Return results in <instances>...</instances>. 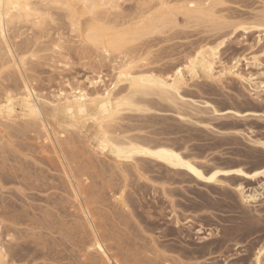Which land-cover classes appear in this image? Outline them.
<instances>
[{
  "label": "bare ground",
  "instance_id": "bare-ground-1",
  "mask_svg": "<svg viewBox=\"0 0 264 264\" xmlns=\"http://www.w3.org/2000/svg\"><path fill=\"white\" fill-rule=\"evenodd\" d=\"M66 1L67 0H0V67L1 66H3V68L6 67L5 70L8 69L7 67L14 68L13 69L14 74L13 75L11 74V75L19 80V84H16V85H18V87L14 84L17 87L16 90H12V88H10L8 86H2L1 85V87H0V121H3L2 119L5 117H9V118L11 117L10 120L12 119V117L13 118L18 117L17 115H15L17 113L14 114V112L16 110V107H15V99H16V102H18L20 104V106L22 105V107L28 112V116H29L30 120L27 117H25V118H27V120L23 117L24 120L27 121V123L29 121L28 126L32 125L33 121L35 122V124L33 123L34 125H36V123L39 125V126L37 125L39 130L37 128H35V126H34V128L36 130H38L37 131L38 134L39 133L42 134V136H41V134H39V136H41L42 139L38 138L42 141H41V143H39L40 142L39 141L38 142L39 145H37V143H36V145L39 148H41V151L44 153L48 152L49 151L48 149H50L52 154L53 153L55 154L54 158H51V159L53 161L55 159L56 163H57L56 165L60 167V170L64 176V178H62V179H65L64 180L65 184H67L69 189H71L69 191H70V195L72 196V201L75 200L77 202V208H75L76 205H74V208L77 209L78 211H76V210L74 211L73 210L74 208L72 209L73 212H75V214L74 215L71 214L70 218L72 216H73V218L70 221L67 220L68 222L64 221V220H62V221H64V223L58 222L60 220L59 219L57 221L58 217L56 218V220L53 217L54 221L56 223L58 222V223L62 224V226L59 224L61 226L60 227L61 230H62V228H64L65 222H67L69 224V227H67V228L75 229L77 232L76 234L79 236V241L86 243V245H87L84 249L85 250L84 254H82L79 259L75 258L73 260H70L67 263L68 264H77V263L78 264H155L154 257L151 258L150 255L148 256L147 254L144 257H140V258L133 257V259L128 258L129 260L128 259L126 260V257H128V255L129 256L132 255L131 253L124 255L126 252L124 254L121 253V249L123 250V248H119L117 245H116V247H118V251L120 250V252L119 253L115 252L117 249L115 250L113 248L114 245L111 246V244H107L106 242L108 240H113L117 243L119 241V239H122L121 237L130 238L132 232H130L129 230L131 229L132 224L135 223L136 220H138L137 217L140 216L143 218L145 213L148 214L149 218L153 217V214H151V210L149 208V204H148L149 202H147V199H148L147 194H148L150 187H151L150 190H152V187L154 188V190L156 188H158V185H157L158 179L163 180V182L160 183V186H159L160 190H158V191H160V193L163 194V197L165 199H167L172 204V206H175V204L177 203L175 198H174L175 194H177V193L181 194L183 191L188 190V191H192V192L193 191L197 192L199 195L206 194L205 192H202L199 187L198 188L200 190L198 188H195V187L194 188L193 187L187 188L188 186L185 187L184 185H182V182H183V184H186L184 181H188L189 183L196 182V185L201 184L210 193L213 192L214 194L215 193L224 194L223 191L229 189L228 187H231L235 191V193L237 194V200L239 198L240 202L248 204L249 206L253 205L251 203H255L258 200H260L261 196L264 195V179L259 180L258 187L255 186L254 188L252 187L251 189L248 188L249 186H246L248 182H246V185H245L244 181H256V180H258L259 177H263L264 176V167H262L260 169H254V170L249 171L246 168V165L243 164V162H245V161L242 159V156L239 157L241 155L240 154L241 150L239 147H237V144H239L238 140H241L240 136H244L246 134L250 138L249 141L254 146L262 148L263 150H261V149H259V150L264 153V139L254 138L253 136L251 137V134H249V132L246 133L243 130L244 128L243 129H241L239 127L232 128L233 126L228 127L230 129H225V130L220 129V133H222V134L227 135L228 133L230 134V132H231L232 137L229 136L231 138L226 136L228 138L221 139L218 142L217 141L213 142L212 139L209 137L208 132L207 133L205 132L206 133L205 134L206 135V137H205L206 142H204V143H199V141L196 138L195 139L198 142L192 143V141H193V139H191L192 137L190 138L189 135L186 136V134H184L185 136L183 134H181V136H180L179 134L182 132L184 133V130L186 129V128L184 129L183 127H180L182 129V132L179 130L178 127H177L178 129L176 127H174L176 129V130H174L171 128L172 126H168V125H167V127H163V126L159 127L158 126V127H156L155 131L154 130L149 131V129L148 130L146 129V127L148 128L151 125V124L149 125V122H151L150 117L153 116V113L155 115H157V114L160 115L162 113H171L172 114L174 112V113H176V115L178 116L179 119H181V120L183 119L184 121L190 120V121H193V123L195 122V124L199 123L201 126H204L206 129H210V130L212 128H215L214 125H211L210 123H207V122H203L201 119H199V118L204 117L203 120H205V118L209 116V114H208L209 111H210V114L217 115V118H218V116H220L219 118H221V117L223 118V116H228V117L234 116L237 119H240V118H247V116H250V114H252L251 118L253 117V115L261 117L258 110L250 111V110H254L255 108L254 109L249 108L250 109L249 111H246V110L240 111L241 109L240 110L234 109V107L233 108H227L225 110H223V109L221 110V108L217 107L216 104L214 105V103H211L210 100L207 101V100L203 99L205 101L201 100L202 101L201 102V101H198V99L196 100V99H193V98L187 96V94H186L188 89L191 87L189 81L198 80L201 77H203L207 80L208 79L212 80V81L219 80V82H221L222 79L223 80L225 78L227 79L228 76H232V75L237 76L243 82L245 81V82L250 83L253 80H255V77L253 76L252 73L250 74L247 72L248 74L247 73L245 74V72H244V74H243V72L242 73L239 72L240 70H242V69H239V63H240L239 59H235L229 63L225 62L226 60L222 61V58H220V55H219V53H220L219 49H220V46H222L224 44L223 40L220 41L215 46L210 45V43L207 42V38H205L204 40L201 39V40L196 41V42H194V41L191 42L192 46H191L190 50L184 49L183 51H180V53L185 52L184 54L182 53V55H184L185 60L181 64H179V63H177V61L179 60L180 57H183V56L178 57V60L175 58V61L176 60L177 61H176V63H173L171 65V67H174L173 68L174 70L171 73L168 72L166 74H160V72L159 73L155 72L154 69L151 70L150 67H149V70H146L144 68L148 64H152V65L153 64H160L163 61L164 57L161 56L162 54L160 53L161 55H159V52H158V54H156L153 50V47L160 44L161 41L171 40V38L174 39L175 33H177V32H172V33L170 32L171 34L166 35V33H167L166 31H168L172 28V27L168 28V25L171 24V25H173L174 28H175V26H180L179 25L180 22H178V16L179 15L177 16L173 10H177L178 12L177 11L176 12L178 14L181 13L182 15H184L190 19H192V18L198 19V21L195 20L197 23L199 22V18L200 19L205 18V19H203V21H205L206 19H207L206 21H208L209 17H212L213 19L215 16H216V18H221L222 21H219V23L217 22L218 23L217 26H214L216 22H214L215 19L214 20L212 19L214 23H212L213 26L211 24V26L213 27V28L211 27V30H213L214 32L213 31L204 32V34L205 33L206 34L211 33V34H207L210 37H211V35H214V36L217 35L218 36V35H220V33L221 34L223 33V34L219 37H224L226 34H229V33L227 31H226L227 33L226 32H219L218 29L220 30L222 28L225 31L226 30L225 28L229 29L230 25H232V26L234 25L235 29H238V27H240V28L242 27L243 29L247 30L249 28L243 26L244 24L241 22L237 23L236 21L232 22L234 20L230 21V19H233L232 17L230 18V16H231L230 14H229L230 16L227 17L228 19L230 18L229 20H227V18L225 17L226 15L225 16L224 15H218L219 12L221 11V9L218 12V8H217V10H215V8H216V6H218V4H221V0H206V1H202V2H196L194 0H188V1L187 0H180V1L176 0L175 3L174 2L172 3L171 0H142L141 4H142V6H146V10L142 11L139 15L137 14V16H135L134 18L121 20V22H118L117 21L118 19L116 20V17H115V19L109 18L108 15H101V16H96V17L94 16V15H96L95 14L96 12L94 11V7L106 6V7H108V9L112 10V9L118 8L120 6V2H121L120 0H81V1H83V4L86 7L90 8V10L88 12L94 16V19L96 21L100 22V24H98L96 26H90L89 28H87L85 30V32H79V36L81 37L82 43L83 44L85 43L87 48L91 47V48H95L96 50H99L102 53V58H103L102 62H104V59L108 60V58H110L112 56L114 51H117V54L114 53V54H116L115 57L112 56L114 58L113 59L110 58L111 60L109 59V61L112 63L111 68L115 71V77L113 78V81H112L113 85L110 88L106 87L104 89V91L100 90L101 87H100V89L99 88L92 89V86L93 87L97 86L100 83L102 85V82L104 81L103 75L99 71V72H96L95 77L89 78V84L92 85L91 86L92 90H90V89L88 90L86 87H84L82 85H78V86L76 85L75 88H72L69 91L64 90L62 88V89L58 90L57 93L53 94L52 95L53 97H49L48 95H46V94L42 95L39 91H37L35 86L32 85L33 82L30 81L28 78V77H30L31 74L27 75L25 73L28 69L26 70L25 68L23 69L21 67L20 62L18 61V53L16 51L19 44L16 43V45H17L16 49L13 47L15 43L13 44L14 39L12 38L13 40H11V38H10V32H16L17 33L18 30L16 31V29H17V25L19 23L30 22L33 26L38 28V32L40 34H37V35L33 36L32 38L27 37V38H30L27 42H29V44L32 43L33 46L38 45L39 41H40L39 39L41 38V36L43 34L42 30L44 29L45 19L47 18V16H49L50 9L53 7V5L65 4ZM225 1L226 0H224V2ZM131 9H133V7ZM131 9H127V10H129V12H130ZM152 9L155 10L154 14H152V12H150ZM222 9H224V8H222ZM229 9L230 8H228V10ZM225 11H227V10H225ZM150 13L152 15H146V14H150ZM257 13H258V11H257ZM257 13L255 12L254 14H257ZM256 16H257V19L255 22H253V24L250 28H256L260 33L264 32V9L262 11H260ZM56 20L57 19H55V21ZM59 20H60V18H59ZM212 20H210V21H212ZM188 23H190L189 20H188ZM47 25H49V24H47ZM205 28H207V27H205ZM214 28H215V30L217 29L218 32L215 31ZM46 29H47V26H46ZM207 29L209 31V27ZM222 29L220 31H222ZM235 29L233 28V30H235ZM231 30H229V32H231ZM45 32H46V30H45ZM234 32H236V30ZM16 33H14V34H16ZM260 33H258L259 34L258 35V41L259 42H260V40L262 41V39H264L263 37H261ZM14 34L12 36H14ZM157 34H160V35L163 34L162 38L161 37H155V36H157ZM19 36H21V33ZM144 37H146V40L144 39L145 41L138 42L139 40L143 39ZM201 37H202V35H201ZM67 38H69V37L67 36ZM175 38H177V37H175ZM66 40H65V42H66ZM11 41H13V42H11ZM68 42L69 41H67L66 43H68ZM263 42H264V40H263ZM23 43H25V42H23ZM23 43H22V45H23ZM48 44H50V43H48ZM75 44L77 45L76 42H75ZM174 45H175V43H174ZM21 47H23V46H21ZM21 47H20V49H21ZM48 47H50V46H48ZM54 47H55V49H61L62 48L59 43L58 44L55 43ZM23 48H25V47H23ZM156 48H157V46H156ZM26 49H27V47L25 48V50ZM30 49H31V47H30ZM165 49H167V48H165ZM171 50H173V49H171ZM174 50H175V47H174ZM262 50H263V48H262ZM167 52L168 51L166 50L165 53H167ZM173 52H171L172 54L170 53L171 57H169V58H171V59L174 58L172 56ZM175 53H174V55H175ZM179 55H181V54H179ZM166 56L168 58L169 53ZM166 56H165V58H166ZM175 56L177 57V54ZM24 59H25V57H24ZM100 59H101V57H100ZM36 60H38V59H36ZM53 61H55V59ZM181 61H182V59H181ZM24 63L26 64L25 61H24ZM161 64H164V62ZM91 65H93V64H91ZM31 66H29V67H31ZM32 67H31V69H32ZM57 69H58V67H57ZM37 70H38V68H37ZM36 78H37V76H36ZM35 82H37V81H35ZM260 83L262 85H264L263 81ZM103 84H104V82H103ZM101 85H99V86H101ZM12 86H13V84H12ZM108 86H110V85H108ZM15 91H17V92L15 93ZM257 95H258L257 97L259 98L260 94H257ZM257 97L255 98L256 101L258 100ZM200 104H202L203 106H201ZM49 106H51L57 114H61L64 118H66V120L64 122L60 123V125H59L61 127V129L57 128L58 125L56 126V128L53 127L51 125V123H49V119H48V121H46L43 118V108L49 107ZM171 111H173V112H171ZM24 114H26V113H24ZM204 114H205V116H206V114H208V115L206 117L202 116ZM172 116H173V114H172ZM200 116H202V117H200ZM161 117H163V119H164L166 116H161ZM211 117H212V115H211ZM213 118H214V116L212 117V119ZM77 119H81L82 121L85 122L86 125L89 123H92V125L96 127V130L94 133V138L96 140L97 147H98V149L96 147V149H97L96 151L97 152L99 151V154L109 153L110 155H112L113 161L115 164V166H114V164H113V166L118 168V173H119L118 175L119 176L117 175V173L114 172V170L105 169L104 165H103V167L100 165L98 168L96 163H94L95 165L93 163H90V164L94 165L93 169L97 173L99 172V174H100L99 176L101 177V179H102V176H104L106 174V170H108L107 172L113 171V172L109 173L110 176L107 173V175L109 176L108 177L106 175L105 178H107V179H105L103 177V184L101 185L99 190L95 188L96 187L95 183L94 184H92L90 182L87 183V181H86V180H88L87 176L84 179L81 178L82 176L86 175V173L84 171L83 172L81 171L82 169L80 167V166L83 167L84 163L80 166H77V164H81L79 162L76 164L75 163L72 164L73 161L72 162L69 161V158H68L67 153L65 151V148L70 146V144H71L70 140L72 139L71 137L66 135V130L70 131L71 129L68 130V128H73L74 132H76L75 129H76ZM208 119H209V117H208ZM18 120H20V115H19ZM24 120H22V122ZM137 120L144 122V125L142 124L143 126L142 125L140 126L139 125V124H141L140 122L138 124L139 126L138 125L135 126V125H133V123L131 124L132 121L137 123ZM4 121H6V120H4ZM159 121H161V120H159ZM14 122L15 121H13V123ZM10 123H12V122H10ZM10 123H9V125H10ZM15 123H14V125H15ZM17 123L20 124L18 121H17ZM151 123L154 124V122H151ZM156 123H159V122L157 121ZM161 123H162V121H161ZM188 123H190V122H188ZM0 124H1L0 127L2 126L5 129L4 132L6 131L8 136L13 135L15 137L20 136L19 133H22L21 135H23L24 134L23 131L25 132V129L29 128L26 126V128L24 130L21 127H19V129H16L17 127H15V129H14V128H11L10 126H8L7 124H5V122H0ZM166 124L167 123H165V126H166ZM171 125H173V124H171ZM21 126L25 127L24 124H21ZM155 126H157V125L155 124ZM235 126H237V125H235ZM138 128H139L140 132H142V133H139V132L135 133L136 129H138ZM154 128L155 127H153V129ZM157 128H159V129L157 130ZM143 129L144 130L146 129L147 131L145 130V132H144V131H142ZM196 129H199V128H196ZM30 130L31 129L29 128L28 132H30ZM84 130H85V128H84ZM189 130H191V129H189ZM31 132L33 133V131H31ZM185 132L187 133L186 130H185ZM202 132H204V131H202ZM0 133L2 134L3 131H1ZM76 133L78 134V132H76ZM177 134H178V136H176ZM198 134H196V135H198ZM80 135H81V133H80ZM2 136L4 137L5 134L3 133ZM3 137H1V138L3 139ZM81 137H83V136L81 135L80 138ZM196 137H198V136H196ZM27 138L28 137H26V139ZM13 141H15V140H13ZM18 141H20V140H18ZM84 141H85V139H84ZM9 143H10V146H13V148H15V146H14L15 144L13 145L11 142H9ZM26 144H27V142H26ZM87 144H88V142H87ZM1 145H0L1 148L4 149L3 144H1ZM25 145H24V147H26ZM218 145H220L222 148H223V146L226 147V146L231 145L232 147L230 146L229 148H231L233 150V154H236V155L235 156L229 155L228 153H230V152H228V151L225 152L226 150H224V149H223V151H219L218 150L219 148L217 149L218 151H215L216 149H214V148H216ZM22 146H20V147L23 148ZM28 146L26 147V149H28L27 151L30 152V150H31L33 153H35L36 148L33 147L35 149H31L32 148L31 146H33L31 144L29 147ZM20 147L17 149H20ZM38 147H37V150H38ZM89 147H91V146H89ZM14 150H16V149H14ZM89 150H90V148H89ZM92 151H94V150H92ZM89 152H88V154H89ZM90 153H93V152H90ZM248 153H249V150H248ZM3 155H4V153L1 155V152H0V158L4 159L5 156H3ZM247 155L248 154H246V156ZM49 157H51V156H49ZM47 158H48V156H47ZM26 159H27V157H26ZM90 159H92V158H90ZM4 160L7 161L6 159H4ZM32 161L33 160L31 159V162ZM49 162H50V160H49ZM87 164H89V163L87 162L86 164H84V166ZM5 166H6L5 162L3 160H1L0 161V176L4 180L3 179H2V181L0 180V191H3L2 189H5V186H6L5 181H7L9 178H11L13 176L15 179V177H17L18 175L22 176V178L19 177V179H22L21 183H23V185L24 184L29 185V186L31 185L30 187L28 186L26 188H24L22 185L19 186V189L17 187V189L23 193H25L27 191L26 190L27 188H29V190H30V188L32 186H34L33 188H37V189L43 188L44 186H54V184L50 185L49 183H47V181L45 182L44 181L45 177L42 178V176H40V175L35 176L36 175L35 174L34 175L35 177L34 176L32 177L31 175L28 177L27 174L29 172H27L26 169L23 167L24 165L21 167L18 166L17 168L11 167L10 169L8 168V166L7 167H5ZM37 166H39V165H37ZM85 167H87V166H85ZM85 167H83V168H85ZM87 168H85V169H87ZM111 168L113 169V167H111ZM11 169L13 171H12V173H9V171ZM39 169H40V167H39ZM90 169L93 170L92 168H90ZM96 169H99V170H96ZM87 170H89V168ZM116 175L118 177H120V179H117ZM180 175H183L184 178H181V179L179 178L180 180H178V182H177V180H176V179H178L177 176H180ZM99 176H97V177H99ZM135 179H136V181H138L137 183L134 182ZM132 180H133V182H131ZM133 183H135V184H133ZM177 184H179V186H175ZM130 185L132 188L130 187ZM58 186L56 185L54 187H58ZM103 190H105V191L108 190L111 198L115 199L118 204L120 203V205L123 206V210H121V211H124V212H121V211L119 212V210L116 211L115 208L110 209V208L105 207L104 201L106 199L103 196L104 195ZM154 190H152V191H154ZM131 194H133L134 196H135V194H137L138 196H137V198H134V196L132 197ZM18 199H19V197H18ZM69 200H67V201H69ZM134 203L137 204L136 205L137 208L135 210L132 209L131 205H130V204H134ZM55 204L56 203H54V205ZM92 204H95V206H91ZM96 204H99V205L101 204L104 207L101 208L100 206H97ZM12 205L8 201L6 202L5 199L0 198V264H16V262L14 261L15 259H13V257H12L14 255H13L12 250L10 248L11 246L7 247L4 244L5 238H3L4 240H2V237H4V236L6 237V239L7 238L8 239L9 238L10 239L15 238L13 232L11 231L12 230L11 227L13 225V229L15 231L16 226L14 227V224H17L18 222H16L14 218H15V216L19 217L20 214L19 215H13V214L10 215V213L15 210V207ZM113 207H115V206H112L111 208H113ZM146 209H148V210H146ZM162 209H160L161 213H163ZM15 212H17V211H15ZM70 213L71 212H69L68 214L70 215ZM178 213H179L178 210H177V212L175 209L172 210L171 214L173 217V224L174 225L171 228L168 227L169 231L167 230V232L163 235V238H164V236L165 237L167 236V239H168L169 238L168 236L170 234H173L174 232H180L179 228H181L180 225H182L181 222L183 223V221L181 220V217ZM14 214H17V213H14ZM25 214H27V212ZM100 214L105 215L104 217L109 216L111 218V223H108L107 227H105L106 225L103 226V224H101V222H99L98 218L103 217ZM25 216H27V215H25ZM145 218H147V217L145 216ZM154 218L155 217H153V219ZM21 219H23V218H21ZM26 220H28V219H26ZM35 220H34L33 216H31L29 218V221H31L30 224L31 225L33 224V227H36V228L38 226L39 228L45 227V229H47V228L50 229L52 226V222L55 223L54 221H51V219H50V221L47 220L46 214H45V219L43 221H37V219H35ZM8 222L10 224H8ZM138 222L135 224L138 225ZM25 224H26V222H25ZM120 226H122V227H120ZM135 226H134V228H135ZM146 227L149 228L150 226L147 225ZM175 227H178V228H175ZM3 228H5L6 230L4 231ZM140 229L142 231L146 230V228H144V227L143 228L140 227ZM176 229H177V231H176ZM42 230H44V229L42 228ZM57 230L59 231V229H57ZM198 231L201 232V229H198ZM139 233H141V232H139ZM3 234H4V236H3ZM33 234H34V232H33ZM182 234H184V233L182 232ZM10 241H12V240H10ZM113 241H112V244H113ZM152 241L155 242L154 239H152ZM118 244H119V242H118ZM163 245L166 248L165 250H167V251L168 250L170 251V249H172V247H173L170 245V243H168V244L165 243ZM147 247H149V244H147ZM154 247H155V245L153 246V249H154ZM112 248L115 251H113ZM262 249L263 248H260L257 251V255L255 257L256 264L262 263V261H261L262 260L261 259ZM139 251L141 252V250H139ZM151 251H150V253H151ZM93 252H94V254H93ZM147 252H148V250H147ZM120 253H121V256H120ZM163 254H164V252H163ZM179 254H180V252H179ZM15 256H16V254H15ZM123 257L125 259H123ZM160 257L161 256H159V258ZM171 257L173 258V256H171ZM22 258H24V257H22ZM156 258H157V256H156ZM160 261H162V260L160 259ZM30 262L32 263V259ZM30 262L26 263V261H25V262L18 263V264H30ZM58 262H60L59 259H58ZM67 263L65 262L62 264H67ZM157 263H158V261H157ZM184 264H185V262H184Z\"/></svg>",
  "mask_w": 264,
  "mask_h": 264
},
{
  "label": "rangeland",
  "instance_id": "rangeland-1",
  "mask_svg": "<svg viewBox=\"0 0 264 264\" xmlns=\"http://www.w3.org/2000/svg\"><path fill=\"white\" fill-rule=\"evenodd\" d=\"M120 1H121L120 6L118 8L112 9V10L108 9V7H106V6L94 7V11L96 12L95 13L96 15H94V16L96 17V16H101V15H108L109 18L115 19V17H116V20L118 19L117 21L121 22V20L134 18L135 16H137V14L139 15L142 11L146 10V6H142V4H141L142 0H123V1L120 0ZM171 1H172V3L176 2V0L175 1L171 0ZM194 1L202 2V1H206V0H194ZM132 7H133V9H131ZM217 8H218V12L221 9V11L219 12L218 15H224V16L226 15L225 16L226 18L231 15L230 18L232 17L233 19L229 18L230 21L234 20L232 22H235V21L237 23L241 22L244 24L243 26L248 27L249 29L245 30L242 27L241 28L238 27V29H235L234 25L233 26L230 25L229 29L225 28L226 29L225 31L222 28H221L222 31H220L221 29L220 30L218 29L219 32H226L227 31L229 33V34H226L227 36L225 35L224 37H219L223 34V33L222 34L220 33V35H218V36L217 35H215V36L211 35V37H210L207 34H211V33H207V34L205 33L204 34V32L213 31V30H211V27L213 26L212 23L216 22L214 26H217L219 21H222L221 18H216V16H215L214 17L215 20L212 17H209L208 21H206L207 19L205 21H203V19H205V18L202 17L203 19L199 18V22L197 23L195 20L198 21V19H194V18L190 19V18L182 15L181 13L178 14L177 10H173L177 16L179 15L178 16V22H180L182 25L179 23L180 26H175V28L171 24L168 25V28L169 27H172V28L170 30L166 31L167 32L166 35L167 34L169 35L172 32H177V33H175L174 39L171 38L172 41L171 40L161 41L160 44L156 45L157 48H156V46L153 47V50L156 54H158V52H159V55L162 54L161 56L164 57L163 61L161 62V63L164 62V64H161V63L160 64H153V65L148 64L144 68L146 70H149V67H150L151 70L154 69L155 72H158V73L160 72V74H166L168 72L171 73L174 70L173 69L174 67H171V65L173 63H176V61L178 60V57L183 56V57L179 58L180 61L179 60L177 61V63H179V64H181L185 60L184 55H182V53L184 54L185 52L180 53V51H183L184 49L190 50V48L192 46L191 42H193V41L196 42V41H199L201 39L204 40L205 38H207V42L210 43V45L215 46L220 41L223 40L224 44L222 46H220V49H219V52H220L219 55H220V58H222V61L226 60L225 62L229 63L235 59H239L240 60L239 69L243 70V71L240 70L239 72H241V73L243 72V74H244V72H245V74L247 72L250 74L252 73L253 76L255 77V80H253L250 83L245 82V81L243 82L237 76L232 75V76H228L227 79L226 78L224 80L222 79V81L219 82V80L212 81L209 79H208L209 80L208 81L207 79L201 77L198 79L199 81L198 80L189 81L191 87L188 89L186 94H187V96H189L193 99H196V100L198 99V101L210 100L211 103H214V105L216 104V106L221 108V110L222 109L225 110L227 108H233L234 107V109H239V110L241 109L240 111H245V110L249 111L250 109L255 108L254 110H250V111L258 110L261 117L253 115V117L251 118L252 114H250V116H247V118H240V119H237L234 116H232V117L231 116H229V117L223 116V118L222 117L219 118L220 116H218V118H217V115L210 114V111H209L208 117L210 120L208 119V117H206L208 114H206V116H205V114L202 115V116L206 117L205 120H203L204 117H202V116H200L202 118H199V117L198 118L201 119L203 122H207V123H210L211 125H214L215 128H212L210 130V129H206L204 126H201L199 123L195 124V122L193 123V121H190V120L184 121L182 119L183 120L182 121L181 119L178 118L176 113H174L173 111H171V112H173L172 113L173 116L171 113H162L160 115L159 114L155 115L153 113V116H151L150 118H151V122H154V124L149 122V125L150 124L151 125L149 126L150 128L146 127L147 130L149 129V131H153V130L155 131L156 127H158V126L159 127H161V126L167 127V125H168V126H172L171 128L174 130H176L174 127H176V128L178 127L179 130L182 132V129L180 127H183L184 129L186 128L185 130L187 131V133L183 129L184 133L183 132L180 133L179 134L180 136H181V134H183V135L186 134V136L189 135L190 138L192 137L191 138V139H193L192 143L198 142V141H199V143H204V142H206V139H205L206 135L205 134L207 132H208V135L212 139L213 142H216V141L218 142L221 139L228 138L229 136L232 137L231 132H230V134L228 133L227 135L222 134V133H220V129L221 130L230 129L228 127L233 126L232 128H235V127H239L241 129L244 128L243 130L246 133L249 132V134H251V137L253 136L254 138L264 139V87H263L264 85H262L260 83L262 81L264 82V46H263L264 45L263 44L264 39H262V41L260 40V42H259L258 41V35H259L258 33H260V32L256 28H250L252 26L253 22H255L257 19L256 15L264 9V0H226L225 2H224V0H221V4H218V6H216L215 10H217ZM222 8H224V9H222ZM228 8H230V9L228 10ZM127 9H131L130 12ZM89 10H90V8L86 7L83 4V1H81V0H67L65 4L53 5V7L49 11V16H47V18L49 20L47 18L45 19L44 29L42 30L43 34H42L41 38L39 39L40 40L39 44L35 45V46H33L32 43H30L31 44L30 45L29 42H27L30 39L27 37L32 38L33 36L40 34V33L38 32V28L33 26L30 22H26V23L21 22L17 25V29H16V31L18 30L17 33L16 32H10L11 40L14 39L13 40L14 42L13 41H11V42H13V44L15 43L13 47L16 49V47H17L16 43L19 44L16 51L18 53V61L20 62L21 67L23 69L25 68L26 70L28 69L27 71L25 70L26 71L25 73L27 75L31 74L30 77H28L29 80L33 82L32 85H34L35 88L37 89V91H39L42 95L46 94L49 97H53L52 95L57 93L58 90L63 88L64 90L69 91L72 88H75L76 85L77 86L82 85V86L86 87L88 90L89 89L92 90V89H96V88L100 89V87H101V89H100L101 91H104V89L106 87L110 88L113 85L112 81H113V78L115 77V71L111 68L112 63L109 61V59L110 58L113 59L115 57V55L117 54V51H114V53H116V54H114V53L112 54V56H114V57L111 56L110 58H108V60L104 59V62H102L103 61L102 53L99 50H96L95 48H91V47L87 48L86 44L82 43L81 37L79 36V32H85V30L87 28H89L90 26H96V25L100 24V22L96 21L94 19V16L88 12ZM225 10H227L228 12ZM257 11H258V13H257ZM150 12H152V14H154L155 10L152 9ZM255 12L257 14H254ZM152 14L150 13V14H146V15H152ZM54 18L57 20L55 21ZM59 18L61 21L59 20ZM212 19L214 20V22ZM229 19L227 18V20H229ZM188 20L190 23H188ZM210 20H212V21H210ZM47 24H49V25H47ZM211 24H212V26H211ZM46 26H47V29H46ZM205 27H207V28L209 27V31ZM233 28L236 30V32H234L235 30H233ZM45 30H46V32H45ZM214 30H215V28H214ZM229 30H231V32H229ZM215 31H217V29ZM14 33H16L17 35ZM20 33H21V36H19ZM263 33L264 32H261L260 35H261V37L264 38ZM13 34H14V36H12ZM66 35L69 38H67ZM201 35H202V37H201ZM162 36H163V34L162 35L157 34V36H155V37H161L162 38ZM175 37H177V38H175ZM23 38L24 39L26 38V39L24 40ZM144 39L146 40V37L139 40L138 42L145 41ZM65 40H66V42L67 41H69V42L66 43ZM23 42H25V43H23ZM75 42L77 43V45L75 44ZM22 43H23V45H22ZM48 43H50V44H48ZM55 43L56 44L59 43L62 48L61 49H55V47H54ZM174 43H175V45H174ZM21 46H23L25 48L27 47V49L25 50V48H23ZM48 46H50L51 48ZM20 47H21V49H20ZM30 47H31V49H30ZM174 47H175V50L177 52L174 50ZM165 48H167V49H165ZM170 48L173 50H171ZM262 48H263V50H262ZM166 50L168 51L167 53H165ZM171 52H173L172 56L174 57L172 59L169 58V57H171V54H172ZM168 53H169V56L167 58L166 55H168ZM174 53H175V55L177 54V57L174 55ZM179 54H181V55H179ZM23 56L25 57V59ZM165 56H166V58H165ZM100 57L102 60L100 59ZM175 58L177 59L176 61H175ZM22 59L26 62V64L24 63V61ZM36 59H38V60H36ZM54 59H55V61H53ZM181 59H182V61H181ZM91 64H93V65H91ZM29 66H31L33 70ZM57 67H58V69H57ZM5 68L6 67L3 68V66L0 67V81H1L0 87H1V85L2 86H8V87L12 88V90H16L18 87V85H16V84H19V80L17 78H15L14 76H12L14 74L13 73L14 68L7 67L8 69L10 68L9 70L8 69L5 70ZM37 68H38V70H37ZM99 71L103 75L104 84L102 82V85H101V83L99 84L101 86L97 85V86L93 87L92 85L89 84V78L95 77L96 72H99ZM36 76H37V78H36ZM35 81H37L38 83ZM12 84H13V86H12ZM108 85H110V86H108ZM91 86H92V89H91ZM16 92L17 91H15V93ZM257 94H260L259 98L257 97L258 96ZM256 97L258 99L257 101L255 99ZM203 99H205V100H203ZM200 105L203 106L202 104H200ZM15 107H16V110H15L14 114L17 113L15 115H17L18 117H16V118L12 117L11 120H10L11 117L10 118L5 117L6 119L3 118L2 119L3 121H0V122H5V124H7L8 126H10L11 128H14V129H15V127H17L16 129H19V127H21L24 130L27 126L31 130H30V132H28L29 128H27V129H25V132L23 131V133L26 135L25 136L23 134L25 137L23 135H21L22 133H19L20 136L15 137L13 135L8 136L6 131L4 132L5 129L1 126L0 132L3 131L5 136L3 137L2 136L3 133L2 134L0 133V138L3 137V139L2 138L0 139V141H1L0 145L3 144V146H4V149L1 148L2 145L0 146V148H1L0 152H1V155L4 153V155H3V156H5L4 159H6L7 161H5L2 158H0V161L3 160L5 162V165H6L5 167L8 166L9 169L11 167L17 168L18 166L21 167L24 165L23 167L26 169L27 172H29L27 174L28 177L30 175L33 177L35 174H36L35 176L40 175V176H42V178L45 177L44 181L45 182L47 181V183H49L50 185L54 184V186H56V185L57 186L59 185V186L58 187L44 186L43 188H38V189L33 188L34 186H32L30 188V190H29V188H27L26 189L27 191L25 190L26 192L23 193V192H20L18 190L19 186L22 185L24 188H26L29 185H25V184L23 185V183H21L22 179H19V177L22 178L21 175H18L17 177H15L16 180L14 179V176H13V177L9 178L7 181H5L6 183L5 182L4 183L6 186H5V189H2L3 191H0V198L5 199L6 202L8 201L11 205L13 204L12 206L15 207V210L12 211L10 213V215H12V214L13 215H19L20 214V216L19 217L15 216V218H14L15 221L18 222L17 224H14V227L16 226L15 231L13 229V225L11 227L12 228L11 231L13 232L15 238H13V239L9 238L10 240H12V241H10L8 238L6 239V237L3 234L4 237H2V240H4L3 238H5L4 244L7 247L11 246L10 248H11L12 253L14 255L12 257H13V259H15L14 261L16 262V264L22 263L25 261H26V263H29L31 261V259H32V263L30 262V264H35V263L36 264L37 263L38 264H42V263L43 264L44 263L45 264H47V263L48 264H58V263L60 264L61 263L62 264L65 262L67 263L70 260H73L75 258L79 259L80 256L82 254H84V251H85L84 249L87 245H86V243L79 241V236L76 234L77 232L75 229L67 228V227H69V224L67 222L72 220V218H73V216L70 218L71 214L72 215L75 214V212H73V210L78 211L77 209H75V208H77V202L75 200L72 201V196L70 195V191H69L71 189H69L68 185L65 184V181H64L65 179H62V178H64V176L60 170V167L56 165L57 164L56 160L54 159V161H53L51 159V158H54L55 154L54 153L52 154L50 149H48L50 152L48 151V152L44 153L41 151V148H39L37 146V145H39L38 142L40 141L39 143H41V141H42V140H40V139H42V137H41L42 134L39 133V134H41V136H39V134L37 133V131L39 130L38 129L39 125L37 123H36V125H34L35 122L33 121L34 124L32 123V125L28 126L29 121L27 123V121L24 120L25 117L29 118L28 112L22 107V105L20 106V104L18 102H16V99H15ZM24 113H26V114H24ZM19 115H20V120H18ZM211 115H212V117L214 116L213 119H212ZM161 116H166L168 119L165 117L164 118L165 120H164L163 117H161ZM27 118H25V119L27 120ZM43 118L46 121H48V119H49V123H51V125L53 127L56 128V126L58 125L57 128H60V129H61V127L59 126L60 123H62L66 120V118H64L61 114H57L51 106L43 108ZM4 120H6V121H4ZM22 120H24V121L22 122ZM29 120H30V118H29ZM159 120H161L162 123ZM9 121L12 123H10ZM13 121H15L16 123L18 121L20 124H18V123L16 124L14 122L15 123V125H14ZM155 121L156 122L158 121L159 123H156ZM139 122L141 124H139ZM188 122H190V123H188ZM9 123H10V125H9ZM132 123L135 126H137L138 124L140 126L142 124L144 125V122H142L140 120H137V123L132 121L131 124ZM165 123H167L166 126H165ZM21 124H24L25 127H22L23 125L21 126ZM155 124L157 126H155ZM171 124H173V125H171ZM235 125H237V126H235ZM34 126L38 130H36L34 128ZM153 127H155V128L153 129ZM84 128H85V130H84ZM196 128H199V129H196ZM69 129H71V130L70 131L66 130V135L72 138L70 140L71 144L69 146L70 148L69 147L65 148V151L67 153L69 161L70 162L73 161L72 164H74V163L76 164L78 162L81 163V164H77V166H80L83 163L86 164L88 162L89 164H87L85 166H87L89 168V170H87L88 168L85 167L84 164H83V167H85L87 169L80 166L82 169L81 171L82 172L84 171L86 173V175L82 176L81 178L84 179L87 176L88 177V180H86L87 183H89V182L92 184L95 183L96 184L95 188L99 190V188L103 184V177L105 178L107 173L109 175V173L113 172V171L107 172L109 169L114 170V172L117 173V175L119 174L118 168L114 167L115 164L113 161V156L110 155L109 153L99 154V151L98 152L96 151L98 149L96 140L94 138V133H95L96 127L93 126L92 123H89L86 125L84 121H82L81 119H77L75 130H76V132H78V134L76 132H74L73 128H68V130ZM158 129L159 128H157V130ZM189 129H191V130H189ZM145 130L143 129L142 131L145 132ZM31 131H33V133ZM202 131H204V132H202ZM137 132L142 133V132H140L139 128L136 129L135 133H137ZM80 133L84 138L83 137L80 138V136H81ZM196 134H198V135H196ZM176 136H178V134ZM196 136H198V137H196ZM226 136H228V137H226ZM26 137H28V138L26 139ZM231 137H229V138H231ZM38 138H40V139H38ZM84 139H85V141H84ZM240 139L241 140H238L239 144H237V147H239L241 150V152H240L241 155L239 157L242 156V159L245 161V162H243V164L246 165V168L249 171H251L254 169H260V168L264 167V153L259 150V149H261V150H263V149L260 147L254 146L249 141L250 138L246 134L244 136H240ZM13 140H15V141H13ZM18 140H20V141H18ZM9 142H11L13 145L15 144L14 145L15 148H13V146H10ZM26 142H27V144H26ZM87 142H88V144H87ZM29 143L31 145H33V146H31L32 147L31 149L36 148L35 149L36 151L34 150L35 153H33L31 150H30V152L27 151L28 149H26V147L28 145L30 146ZM36 143H37V145H36ZM24 145L26 147H24ZM88 145L91 146L92 148L89 147ZM20 146H22L24 149L21 148ZM219 146L220 145H218L216 148H214V149H216L215 151H218V150L223 151V149H224V150H226L225 152H227V151L230 152V153H228L229 155H233V156L236 155V154H233V150L231 148H229L231 145L226 146V147L223 146V148L221 146H220L221 147L220 148ZM19 147H20V149H17ZM33 147H35V148H33ZM37 147H38V150H37ZM88 147L90 148V150ZM96 147H97V149H96ZM14 149H16V150H14ZM92 150H94V151H92ZM248 150H249V153H248ZM89 151L93 152V153H90ZM88 152H89V154H88ZM36 153L37 154L39 153V154L37 155ZM246 154H248L247 155L248 157L246 156ZM47 156H48V158H47ZM49 156H51V157H49ZM26 157H27V159H26ZM90 158H92V159H90ZM31 159L33 160L32 162H31ZM49 160H50V162H49ZM90 163H93V164L96 163L98 168L100 165L102 167L104 165V168L108 169V170H106V174L104 176L101 175L102 179L99 176L100 175L99 172L97 173L93 169L95 164L93 165ZM113 164H114V166H113ZM37 165H39V166H37ZM39 167H40V169H39ZM111 167H113V169ZM90 168H92L94 171L91 170ZM96 170H99V169H96ZM12 171L13 170L11 169L9 171V173H12ZM117 175H116L117 179H120V177H118L119 175L118 176ZM97 176H99L100 178ZM177 177H178V179H176L177 182L181 178H184L183 175H180ZM2 179L3 178H1V176H0L1 181H2ZM105 179H107V178H105ZM262 179H264V176L259 177L258 180H256V181H244L245 182L244 184L246 185V182H248L249 184L247 183L246 186H249L248 188L251 189L252 187L254 188L255 186L258 187L259 180H262ZM157 181H158V184H157L158 188H156L154 190V188L152 187V190H154V191H152V190H150L151 189V187H150L148 194H147L148 195L147 196V198H148L147 202H149L148 204H149V208L151 210V214H153V217H155L156 219L155 218L153 219V217L149 218L147 213H145L146 215L144 214L143 218L140 216L137 217L138 220H136V221L134 220V221H135V223H137L139 221L138 225L133 223L131 229L129 230L130 232H132V234H131L132 238L130 237L131 239L126 238V237H121L122 239H119V241H118L119 244H118V242L116 243L113 240H108L106 242L107 244H111V246L112 245L115 246V247L113 246V248L115 250L116 249L117 250L115 251L112 248L113 251L119 253L120 252V250L118 251V247H119V248H123V250L121 249V253L124 254L126 252L124 255L131 253L132 255L131 256L128 255V257H126V260L128 258L133 259V257H138V258L144 257L147 254L148 256L150 255L151 258L154 257L155 264H158V263L159 264H184V262H185V264H254V263L256 264L255 257L257 255V251L260 248H263L262 249V255L263 256L261 255L262 260L261 259L260 260L262 261L261 264H264V253H263L264 252V195L261 196L260 200H258L255 203H251L253 205L249 206L248 204L240 202L239 198L237 200V194L235 193V191L231 187H228L229 189L223 191L224 194H221V193H215L214 194L213 192L210 193L201 184L196 185V182L189 183L188 181H184L186 184H183V182H182V185H184L185 187L186 186H188L187 188H191V187L198 188L199 187L201 189V191L205 192L206 194L199 195L197 192H194V191L192 192V191H188V190H187L188 192L183 191L181 194L177 193V194H175L176 197L174 196L177 203L175 204V206H172V204L167 199H165L163 197V194H161L160 191H158V190H160V187H159L160 183H162L163 180L158 179ZM131 182H133V180ZM134 182L137 183L138 181H136V179H135ZM135 183H133V184H135ZM175 186H179V184H177ZM17 187H18V189H17ZM130 187H131V185H130ZM107 192H108V190L107 191L103 190V193H104L103 196L106 199L104 201L105 207L110 208V209L115 208V210L116 211L119 210V212L121 210H123V206H121L120 203L118 204L115 199L111 198L109 192L108 193ZM131 195H132V197L134 196L133 194H131ZM137 196L138 195L135 194L134 198H137ZM18 197H19V199H18ZM67 200H69V201H67ZM53 202L56 204L54 205ZM74 205H76L75 208H74ZM96 205L100 206L101 208L104 207L101 204L100 205L96 204ZM130 205H131V208L134 210L137 208L136 203L130 204ZM91 206H95V204H92ZM112 206H115V207L111 208ZM148 209H146V210H148ZM160 209H162L163 213L160 212ZM173 209H175L176 212L178 210V212H179L178 214L180 215L181 220L183 221V223L181 222L182 225H180L181 228H179L180 232H174L173 234H170L168 236L169 237L168 239H167V236L166 237L164 236V238H163V235L167 232V230L169 231L168 227L171 228L174 225L173 224V217L171 214ZM15 211H17V212H15ZM26 212H27V214H25ZM69 212H71L70 215L68 214ZM121 212H124V211H121ZM14 213H17V214H14ZM45 214H46V219L49 221H50V219H51V221H54V218L56 220L57 217H58L57 221L60 219L58 222L64 223V221H67V220L68 221L65 222V226H64V228H62V230L60 229L62 224L58 223V222L56 223L55 221H54L55 223L52 222L53 227L51 226L50 229L47 227H46L47 229H45V227L39 228L38 226L36 228V227H33V224L32 225L30 224L31 221H29V218L31 216L34 217V220L37 219V221H43L45 219ZM25 215H27V216H25ZM101 216H103V217L98 218L99 222H101V224H103V226L106 225L105 227H107V224L111 223V218L109 216L104 217L105 215H101ZM145 216L148 219L145 218ZM21 218H23V219H21ZM26 219H28V220H26ZM62 220H64V221H62ZM25 222H26V224H25ZM8 224H10V223L8 222ZM146 224L150 227L147 228ZM134 226L136 229L134 228ZM120 227H122V226H120ZM140 227L141 228L144 227V228H146V230L142 231L140 229ZM42 228L44 230H42ZM175 228H178V227H175ZM57 229H59V231ZM198 229H201V232L198 231ZM3 230L5 231L6 229L3 228ZM176 231H177V229H176ZM33 232H34V234H33ZM139 232H141V233H139ZM182 232L184 234H182ZM152 239H154L155 242H153ZM112 241H113V244H112ZM165 243L166 244L170 243V245L173 246L172 249H170V251L165 250L166 248L163 245ZM147 244H149V247H147ZM116 245L118 247H116ZM154 245H155V247H154L155 250L153 249ZM139 250H141V252ZM147 250H148V252H147ZM150 251H151V253H150ZM163 252H164V254H163ZM179 252H180V254H179ZM121 253H120V256H121ZM15 254H16V256H15ZM93 254H94V252H93ZM155 255L157 256V258ZM158 255L161 257L159 258ZM171 256H173V258ZM22 257H24V258L26 257V258L24 259ZM58 259L60 262H58ZM123 259H125V258L123 257ZM160 259L162 261H160ZM157 261H158V263H157Z\"/></svg>",
  "mask_w": 264,
  "mask_h": 264
}]
</instances>
